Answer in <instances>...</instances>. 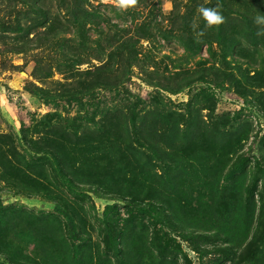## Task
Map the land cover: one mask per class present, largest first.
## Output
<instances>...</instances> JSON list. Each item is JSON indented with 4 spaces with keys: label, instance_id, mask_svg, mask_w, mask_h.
Wrapping results in <instances>:
<instances>
[{
    "label": "trees",
    "instance_id": "obj_1",
    "mask_svg": "<svg viewBox=\"0 0 264 264\" xmlns=\"http://www.w3.org/2000/svg\"><path fill=\"white\" fill-rule=\"evenodd\" d=\"M95 1L0 0L6 50L35 51L43 79L62 75L26 91L77 106L0 129L1 264H194L184 243L200 264H264V155L245 150V110L218 112L216 97L234 90L264 111V0H172L167 14L137 0L124 10L134 26ZM200 7L223 22L208 26ZM160 39L183 48L165 56L173 69L144 47ZM134 67L148 100L127 87ZM186 90L183 110L170 108L166 96ZM6 192L53 209L6 204ZM95 197L112 203L99 211Z\"/></svg>",
    "mask_w": 264,
    "mask_h": 264
},
{
    "label": "rangeland",
    "instance_id": "obj_2",
    "mask_svg": "<svg viewBox=\"0 0 264 264\" xmlns=\"http://www.w3.org/2000/svg\"><path fill=\"white\" fill-rule=\"evenodd\" d=\"M96 4L101 3L100 7L107 11L106 13L116 22L121 25L127 24L134 26L135 22L132 21V17L128 15L124 10L125 7L119 6L116 0H96ZM162 12L167 14L173 7L172 0H162ZM144 15L147 9L142 10ZM94 34V31L91 32ZM4 35H0V129L1 132H8L12 129L19 131L21 124L25 123L29 125L34 114L43 115L49 111L59 110L65 112L68 109L71 111V115H74L77 110V106H69L64 102L60 103L59 108L54 105H47L37 97L33 96L26 91V86L31 83L43 86L44 84H51L52 80L62 78L61 74L55 72L53 78L40 77V74L36 72V64L33 60V52L28 53H15L14 51H7L9 46L8 41H13L12 38H4ZM145 49L151 48L155 55L158 57L159 61L162 62V69L165 65H169L170 69H173L172 61L165 56L170 55L175 57L176 55H181L184 53L183 48L177 42H166L160 39L154 44L148 41L143 42ZM8 45V46H7ZM203 56L208 57L206 46L202 51ZM193 64L184 65V67H193ZM83 69L88 67V64H83L81 66ZM228 86V85H226ZM127 87L135 95H140L143 99L148 100L153 92V88L147 86L140 79V72L137 67H134V73L132 79L127 83ZM196 85V88H199ZM114 92L103 91L99 93L100 101L103 102H116ZM170 96V97H169ZM166 96V101L169 102L170 108L183 110L180 106L184 101L190 98V91H184L177 95ZM122 97V96H121ZM216 97L219 98V103L217 106L218 112H234L243 108L245 114L253 122V130L251 131L250 138L245 144V150L249 152L253 160L263 161L264 155V111H251L244 102L242 97L238 96L234 90H217ZM115 98V99H114ZM171 100V101H170ZM118 101V100H117ZM204 111L203 114H207ZM258 133L259 136L255 138L253 136ZM3 200L6 204H16L21 205L26 209H34L36 211H50L53 209V204L51 202L44 201L38 197H26L18 196L15 197L9 192L3 194ZM95 202L97 204L98 210L102 211L104 206L108 203H112L108 200L95 197ZM185 250L189 253L193 259L194 264H200L201 260L198 259L197 254L191 250V248L184 243ZM205 262V261H204ZM1 264V261H0Z\"/></svg>",
    "mask_w": 264,
    "mask_h": 264
},
{
    "label": "clouds",
    "instance_id": "obj_3",
    "mask_svg": "<svg viewBox=\"0 0 264 264\" xmlns=\"http://www.w3.org/2000/svg\"><path fill=\"white\" fill-rule=\"evenodd\" d=\"M116 2L121 7H129L135 5L137 0H116ZM199 11L208 26L219 25L223 22V16L216 9L200 7ZM256 23L264 24V17H257Z\"/></svg>",
    "mask_w": 264,
    "mask_h": 264
}]
</instances>
